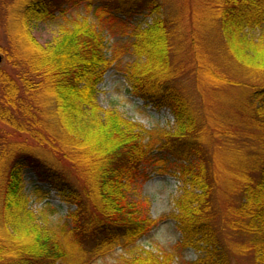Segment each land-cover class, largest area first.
Instances as JSON below:
<instances>
[{
	"label": "trees",
	"instance_id": "trees-1",
	"mask_svg": "<svg viewBox=\"0 0 264 264\" xmlns=\"http://www.w3.org/2000/svg\"><path fill=\"white\" fill-rule=\"evenodd\" d=\"M84 1L0 0V264H94L128 250L157 224L130 197L152 167L180 182L172 217L176 251L199 253L189 264H264V0H95L94 22L72 20L51 43L35 36ZM115 28L130 43L111 52L106 30ZM125 53L135 60L123 65ZM117 65L129 93L170 109L175 129L100 106L99 86ZM51 190L76 208L58 226L41 218L61 210ZM130 252L117 264L175 261Z\"/></svg>",
	"mask_w": 264,
	"mask_h": 264
},
{
	"label": "rangeland",
	"instance_id": "rangeland-1",
	"mask_svg": "<svg viewBox=\"0 0 264 264\" xmlns=\"http://www.w3.org/2000/svg\"><path fill=\"white\" fill-rule=\"evenodd\" d=\"M90 2H93V5L96 4L95 0H86L81 6L69 9L67 16H59L54 21L36 26V29H34L35 36L43 44L51 43L60 35L62 28L68 26L69 22L72 20L87 17L94 22L96 19L93 16L92 11L88 8ZM137 22L144 24L146 20H142L139 17ZM106 32H108L106 41L108 42L111 52L116 48H126L129 45L130 42L127 41L129 36L124 34L123 30L121 31L120 29L115 28L113 30L107 29ZM250 34V37L259 38L262 35V32L257 30ZM2 43L3 39L2 36H0V45ZM135 58L134 55L130 57L129 54L125 53L121 56L120 61L124 65L126 62L135 60ZM206 77L214 82H219V78L216 75L206 74ZM128 88L123 72H121L118 65L117 67L114 66V69L107 73L104 82L99 86L97 101L104 109H115L126 118H129L148 129L176 128L177 119L170 109H156L153 105H149L145 101L135 98L129 93ZM208 90H211V94L215 95V91L211 86L208 87ZM210 97L211 96H209V98ZM210 101L213 102V109L218 107V104L215 103L216 101L214 99ZM221 107L222 105L219 109H221ZM241 134V137L238 136L237 139H242ZM12 140H17V142L25 141L26 144L31 146L35 145L34 141L25 134H15ZM226 145H230L231 147L241 146L239 141L237 143L234 142ZM88 160L90 159H82V161H85L86 163L89 162ZM162 172L163 171L160 173ZM148 173L150 177L140 180L139 183L134 186L133 192L130 191V197L132 200L139 202L140 214L156 220L157 224L146 236L140 239L128 250L118 248L111 254L99 259L94 264H117L121 257L131 255L130 250L138 248L152 249L156 253L173 252L175 255L174 264H189L198 260L199 253L195 252L193 249L185 248L182 251H176V246L182 240V237L177 229L175 219H173L172 216L174 213L178 212L176 208L177 199L182 194L180 191V182L173 176L160 174L158 171L156 172L154 167L150 168ZM26 176L25 190L26 192L28 191L27 194L30 195L31 208L39 214L42 212L41 210L43 209L42 206L44 203L39 202V195L37 193L29 192V189L31 190L35 184H38V182L35 175L30 171L26 173ZM50 200L52 206H60L61 210L57 213H52L51 207L49 206L47 207L46 215H43L41 218L47 217L52 226H58L66 219V217L75 212L76 208L64 203L57 197L56 191L54 190H51ZM235 239H238V237L236 238L235 236ZM250 259V257L242 258L239 264H250Z\"/></svg>",
	"mask_w": 264,
	"mask_h": 264
},
{
	"label": "water",
	"instance_id": "water-1",
	"mask_svg": "<svg viewBox=\"0 0 264 264\" xmlns=\"http://www.w3.org/2000/svg\"><path fill=\"white\" fill-rule=\"evenodd\" d=\"M0 61H1V58H0Z\"/></svg>",
	"mask_w": 264,
	"mask_h": 264
}]
</instances>
